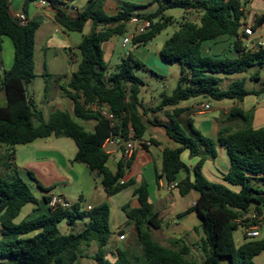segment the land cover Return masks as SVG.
I'll return each mask as SVG.
<instances>
[{
	"label": "trees",
	"instance_id": "1",
	"mask_svg": "<svg viewBox=\"0 0 264 264\" xmlns=\"http://www.w3.org/2000/svg\"><path fill=\"white\" fill-rule=\"evenodd\" d=\"M39 1L25 0V14L31 3ZM45 1L50 2L55 11V23L67 33L82 34L88 23L92 24L90 33L83 36L79 45V68L61 90L74 103V116L83 121H95L96 128L94 132L87 131L68 112L62 110H56L45 121L43 112L28 96V86L36 78V33L43 19L31 20L21 26L11 16L8 2L0 0V63L4 37H8L14 45L13 66L0 73V95H5L4 104H1L0 98V148L6 146L14 149L51 137L71 139L78 149L72 163L84 164L97 172L106 194L109 197L116 196L135 184L134 180L122 181L132 160L119 162L117 172L113 173L108 167L110 157L103 145L108 138L118 139L121 144L125 142L129 127L134 128V137L138 141L146 135L144 115L148 109L140 97L145 83L135 74L136 69L145 68V65L129 54L110 71L105 61L103 44L115 36L128 33L133 10L138 5L124 3L117 14L108 15L105 11L107 0H89L80 13L72 16L60 8L63 4L61 0ZM250 1L153 0L152 4L159 5L157 11L143 17L152 22V28L134 37V46L148 44L174 23L173 17L164 15L169 9L195 11L201 17L199 24L182 23L161 49L162 60L179 64L181 75L175 90L171 94L163 92L160 103L149 109L151 112L174 108L200 97L207 101L237 100L243 103L248 96L264 93V88L260 91L246 89L245 80L234 82L228 89H221L218 78L222 74H241L256 67H264V46L248 49L242 39L249 38L248 35L239 34L241 27L247 26ZM263 24L264 14L255 18L253 31ZM221 36L236 38L234 49L239 54L237 58L203 56L202 44ZM251 79L258 81L259 72ZM104 110L113 118L106 117ZM182 112L183 109H176L173 115L167 113L170 123L165 125L166 132L181 147L165 149L163 169L157 175V180L164 179L172 184L182 171L188 173L179 183L178 189L182 197L191 192L199 194L196 204L185 214H196L202 221V261L187 258L191 248L186 244L177 251L154 240L151 231L161 229L163 221L150 201L146 182L134 191L139 208L132 209L129 204L123 207L136 229L139 247L137 250L118 248L115 261L111 262L106 259L112 237L111 209L107 203L89 211H81L79 204L71 209H52L49 207L52 197L44 196L42 200L48 205L47 212L16 223L27 205L38 206L40 200L19 172L12 170L11 174L0 175V226L3 236L0 241V264H6L5 261L10 264H75L80 257V247L93 241L99 244L96 254L99 264H222L221 260L224 259L230 264H256L255 259L264 253V239L250 240L238 248L234 233L239 227L251 222L249 214L252 208H255L256 216H264V190L251 185L253 180H264V128L254 129L253 111H245L241 107L230 110L227 120L237 121L241 126L232 130L222 129L220 132L219 142L227 149L231 166L224 177L226 185L213 183L205 177L203 167L208 159L217 158L216 143L194 129L191 136L187 135L178 119ZM142 146L147 147L145 143ZM185 150L190 151L191 157L200 158L192 171L193 180L191 170L182 160ZM4 161L7 168L11 169L8 163L11 156L5 155ZM29 177L37 182L39 188L50 192L51 189L41 187L33 174L30 173ZM77 219H88L80 233L60 234L59 225L63 221L72 225Z\"/></svg>",
	"mask_w": 264,
	"mask_h": 264
},
{
	"label": "crops",
	"instance_id": "2",
	"mask_svg": "<svg viewBox=\"0 0 264 264\" xmlns=\"http://www.w3.org/2000/svg\"><path fill=\"white\" fill-rule=\"evenodd\" d=\"M9 4L10 14L15 19L18 14H25L24 3L25 0H6ZM70 15L75 16L73 12L74 9L81 12L89 0H61ZM124 3H132L138 5L136 9H148L156 4H152L153 0H107L105 3V11L108 15H115L119 12ZM248 19L246 20L247 26H251L257 16L264 14V0H251L248 7ZM152 14V13H150ZM148 14V15H150ZM28 19L35 20L42 18L43 22L41 27L36 33V45H35V73L36 78L28 86V91L38 90L45 92V103L48 106V115L45 114L44 108H38L44 114L45 121H48L51 114L56 110H62L68 112L72 118L79 123L81 126L86 128L89 132H94L96 128L95 121H83L77 119L74 116V103L62 94L61 87H66L70 82L72 75L77 72L79 68L78 55H76V50L79 49L81 41L74 37L73 35L65 32L58 24L54 21V11L51 8L43 7L39 2L31 3L28 7V13L25 14ZM147 15V16H148ZM187 16H194L192 19H188ZM133 17L143 18L145 16L134 15ZM173 17V16H171ZM201 14L195 11H185L184 17H182L183 22H193L196 24L200 23ZM174 18V17H173ZM145 19V18H143ZM176 19H174L175 21ZM178 21V20H177ZM179 24V27L182 25ZM92 26L91 23H88ZM246 26V27H247ZM245 27H241L239 32L240 36L244 34ZM85 31V30H84ZM84 36V32L82 33ZM128 37L124 39L123 48H127L129 44L132 45L133 49L129 50L126 54L134 55L138 60H140L145 68L153 73L154 76L160 79H167L171 77L172 80L169 81L166 90L164 92L171 94L177 87L180 75L181 67L179 64H169L162 60L160 52L159 54L150 53L147 50L146 45L132 44L130 39L133 34H135V27L132 24L128 25ZM82 36V39H83ZM246 45V48L252 49V43L263 44L264 45V24L258 27L254 31L252 37L245 39L242 38ZM129 40L127 44L125 41ZM236 38L230 36H221L215 40L204 42L201 46V51L203 56L210 58H231L235 59L238 57V52L234 49V43ZM109 41L103 44V50L106 49L109 52V56L115 55V48L109 46ZM147 50V51H146ZM80 51V50H79ZM105 53V51H104ZM81 55V54H80ZM125 56V57H126ZM105 61L111 69L110 60H106V53L104 55ZM119 62L125 58L120 56ZM118 62V63H119ZM14 63V45L8 37L3 39V51L1 54L0 63V73L10 70ZM173 65L172 67H169ZM114 69V67H113ZM111 69V70H113ZM110 70V71H111ZM52 76L53 78H49ZM220 86L222 89H228L234 82L239 80H245V73L233 74V75H219ZM38 87V88H36ZM52 87V88H51ZM51 88V89H50ZM50 89V91H49ZM255 99L250 96L246 97L243 103H239L237 100H231L229 103L225 101H220L218 107H212L211 103L205 98H196L189 100L187 102L181 103L179 106L174 108H167L164 111L157 113L151 112L149 109L155 106H145L148 110L145 111L144 120L147 123L146 135L141 141L137 143V148L135 150L131 166L126 171L123 182H128L129 180H134L135 184L128 189H125L116 196L109 197L101 183V177L97 172L91 171L86 165L79 163H72L77 150L74 154L66 156L58 148H45L40 146L35 149L36 161L31 156L26 157L17 156V151L14 149H9L8 147H1L0 152L2 153L1 159L4 168H7V163L4 161L5 155L11 156V161L8 163L11 166L10 171L17 170L19 174L30 175L33 174V170L38 169L37 172H42L41 175L47 179L43 189H51L50 192H46L37 186V182L34 181V189L38 190L36 194L37 198L39 196L43 199L44 196H57L65 199L70 204L71 202L62 194L63 190L73 191L75 197H78L81 201V211H89L95 206L107 203L111 209L110 215V226L112 230V237L107 247V255L109 261L114 262L115 256L117 254V249H124L125 247L133 248V242L137 239V232L132 223L128 220L123 207L129 204L132 209L139 208V202L136 197H134V191L140 187L143 182L148 184L150 201L154 205L157 212L160 213L163 225L159 230H152L151 234L155 241L161 243L162 246L179 250L183 245H188L191 250L188 255V259L202 261L204 257L203 250L201 248L200 242H195L189 234L185 232L183 223L192 215H186L192 206L196 204L199 199V194L196 192H191L185 197L180 195L178 185L187 176L186 171H182L178 174L177 179L172 184H168L164 179L157 180V175L161 174L163 169V153L165 149H177L181 146L174 142L167 134L165 125L170 123L167 113L174 114L176 109H183L184 112L179 116V122L186 132L187 135L191 136L192 129L196 130L204 137L210 138L216 143L217 158L208 159L203 167V173L205 177L213 182L226 185L224 180L225 175L229 172L231 166V160L227 149L222 146L219 142V136L222 129H237L241 126L237 121H228L227 115L230 110L234 107H241L245 111H253V127L254 129L264 128V93L260 95H252ZM5 98V95H4ZM30 98V97H29ZM34 101V98H30ZM204 104L211 105V111H219L220 115L218 117L208 119L207 121L197 122L196 116L206 115L198 114L197 109ZM52 109L53 112H50ZM142 113H144L142 111ZM153 122L156 124L154 125ZM234 124L236 125L234 127ZM188 131V133H187ZM51 137L46 140H50ZM60 139V138H56ZM38 141V140H37ZM154 141V142H153ZM35 143V142H34ZM142 143H145L147 147H143ZM77 147V146H76ZM108 149L112 152L109 155L108 167L113 172H117L118 163L122 160V151L120 147L115 143L110 144ZM5 151V152H4ZM182 160L191 170L190 176L192 180L194 179L193 169L200 161L199 157H191L190 151L185 150L182 153ZM25 172V173H24ZM30 178V177H29ZM39 181V180H36ZM40 182V181H39ZM59 185V191H53ZM63 185V186H60ZM57 188V189H58ZM234 190H239V188H233ZM36 191V190H34ZM170 195L171 197H169ZM190 199L192 206L189 208H184V199ZM40 200L38 206H36L32 212H29L24 220L32 219L41 215L48 210V205ZM169 199L171 203H169ZM182 204L181 206L179 205ZM72 205V204H71ZM173 215H180L178 218H172ZM196 215V214H195ZM251 215H249L250 218ZM85 224L88 219H84ZM129 225L131 227L129 228ZM126 230L123 239L118 237V233ZM155 232V236L153 235ZM36 233H33L35 235ZM161 235L165 240H168L169 245L164 242H159L157 240L158 236ZM188 239L189 242H184ZM179 242L178 245L174 246L175 242ZM95 244L93 247L92 245ZM99 249V244L97 241H93L89 244H83L80 247V257L75 262V264H99L96 260V254ZM262 253L260 256H262ZM4 263L10 264V262L5 261ZM230 264V262H229Z\"/></svg>",
	"mask_w": 264,
	"mask_h": 264
},
{
	"label": "rangeland",
	"instance_id": "3",
	"mask_svg": "<svg viewBox=\"0 0 264 264\" xmlns=\"http://www.w3.org/2000/svg\"><path fill=\"white\" fill-rule=\"evenodd\" d=\"M159 5L156 4L153 7H150L148 9H134L133 10V14L134 15H140V16H147L150 13H155L158 9ZM184 10L183 9H179V8H174V9H169L165 12V17H171L173 16L174 19H176L174 21V23L172 25H170L167 29H165L160 35H158L153 41L149 42L148 45L146 46L147 50L150 51V53L153 54H159V51H161V49L163 48L164 44L172 37V35L177 32L179 30V24L183 22L182 17H184ZM188 19H192L194 18V16H187ZM178 20V21H177ZM91 31V25L88 24L85 28L84 31V35L89 34ZM70 35H73L74 37H77L80 41L82 40V36L83 34L81 33H68ZM128 37V34L124 35V36H115L113 37L110 41H109V46H113L115 48V55L114 56H109V52L106 49V46L104 48V51L106 53V60L111 62V69H115V67L120 64L119 59L121 58L120 56H126L127 52L129 50H132L133 47L131 44L128 45L127 48H123V42L124 39ZM146 50V51H147ZM76 55H78L79 61L81 58L80 55V51L79 49L76 50ZM119 62V63H118ZM173 65H170L169 67H172ZM109 69V70H111ZM113 69V70H114ZM111 70V71H113ZM259 72V80L255 81L252 80L251 77L256 73ZM135 74L140 77L145 85L142 88V92H141V99L144 103V105L147 106H157L160 103L161 100V94L164 92V90H166L165 88H167L169 81L172 80L171 77H168L167 79L163 80L160 78H157L156 76L153 75V73L149 70H147L146 68H142V69H136L135 70ZM245 81H246V89L248 90H256V91H260L261 89L264 88V67L263 68H253L251 69L249 72L245 73ZM38 88V87H36ZM52 88V87H51ZM50 88V89H51ZM220 88L222 89L223 87L220 86ZM49 89V91H50ZM28 96L30 98H34L35 100V105L37 108H44V112L46 115H48V106L45 103V92L43 91H38V90H31V88L28 91ZM252 99H255V97L250 96ZM1 98V104L5 103V98H4V94L2 93L0 95ZM202 98H200L199 100H201ZM202 101V100H201ZM226 103H229L231 100H223ZM212 105V107H218L219 102L218 101H209ZM50 112H53L52 109H50ZM220 115L219 111H211L210 113L206 114V115H199L196 116V121L197 122H202V121H207L208 119H212L215 117H218ZM36 124H38V122H36ZM236 125L234 124V127ZM188 133V131H187ZM58 150H60L61 152H63L66 156H70L72 154H74V151L77 150V147L75 145V143L71 140V139H67V138H60V139H56V138H52L50 140H38L35 143H31L28 145H22V146H17L14 148V151H17V156H20V159L22 158V156L26 157L29 155L31 156V158H34L36 161V157H34V153H35V149H37L40 146H44L45 148H58ZM6 147V146H5ZM5 152V151H4ZM28 154V155H27ZM1 155L2 153L0 152V175L2 176H6L7 174H11L12 171L4 168V166L2 165V159H1ZM38 169H35V171L33 170V176L36 180H39V184L43 187V185H45V183L47 182V179L44 178L43 175H41L42 172H37ZM25 173V172H24ZM20 175L24 178V180L26 182H28L31 186H32V190L34 192V194H38V190L40 189H34L35 186H33L34 181L29 179L28 175H22L20 173ZM251 185L258 189V190H264V180H253L251 182ZM63 186V185H60ZM59 185L53 189V191L55 192H60L59 190ZM58 188V189H57ZM36 190V191H34ZM63 192L62 194H64L66 196V198L71 202L72 206L74 205H80L81 208V201L79 200L78 197H75L73 194V191H69V190H63L61 191ZM169 197H171L170 195H168ZM39 199L41 200V196H39ZM169 203H171L170 199H169ZM179 205L181 206L182 204L179 203ZM183 205L185 206L184 208H189L192 206V202L190 199H184ZM36 206L33 204H29L27 205L20 217L16 220V223H20L25 219V216L29 213L32 212V210L35 208ZM249 215H256V211L255 208L250 211ZM264 215V214H263ZM178 216L180 215H173L172 218H178ZM250 216V218H251ZM184 228H185V232L189 234V237H192L194 239L195 242H200L202 238H204V233L202 230V221L195 215L192 214L184 223ZM85 228V221L83 219H77L72 225H70L67 221H63L60 225H59V231L60 234L62 235H67L69 233H74V234H78L80 233L83 229ZM155 236V232L153 234ZM3 236H2V227L0 226V241L2 240ZM234 239H235V243L236 246L239 248L242 244L247 243L250 241V239L245 238L244 235V229L243 227H239V229L234 233ZM259 240L264 239V228L261 229V237L258 238ZM157 240L159 242H164L166 245H169L168 240L164 239L163 237H161V235L158 236ZM185 243L189 242L188 239L183 240ZM134 246L133 248H135L136 250L138 249L139 245L137 244V239L133 242ZM161 244V243H160ZM188 244V243H186ZM95 244L92 245V247ZM107 260H109L107 258ZM222 264H229V261L226 259L221 260ZM255 263L256 264H264V254L262 256H258L255 259Z\"/></svg>",
	"mask_w": 264,
	"mask_h": 264
},
{
	"label": "built area",
	"instance_id": "4",
	"mask_svg": "<svg viewBox=\"0 0 264 264\" xmlns=\"http://www.w3.org/2000/svg\"><path fill=\"white\" fill-rule=\"evenodd\" d=\"M39 3L43 7L51 8L53 10L52 5L48 1L40 0ZM60 8L65 9L67 11L65 4H62L60 6ZM73 12L75 13V15L80 13L76 9H74ZM15 20L21 26L27 25L30 21L25 14L16 15ZM129 24H132L135 27V34H133L131 36V38H130L131 40H133V38L136 36L147 33L152 28V22L151 21H149L147 19L140 18V17H133L130 20ZM244 33L246 35H248V37H252L254 35L252 25L245 27ZM127 42H129V40H126L125 44H127ZM260 46H264V45L252 43V49H255V48L260 47ZM210 110H211V105L210 104H204L200 108L197 109V113L198 114H206V113L210 112ZM103 114L106 117H108L109 119L113 118V116L110 115L107 112V110H104ZM134 135H135L134 128L129 127L128 136H127V139L125 142H123L121 144L118 139L108 138L106 140L105 144L103 145V149L106 151V153L108 155H110L112 152L108 149V147L110 146V144L115 143L117 146L120 147V150L122 151V160L121 161L128 162V161L133 159L135 150L137 148V143L139 142L138 140L135 139ZM49 207L52 209H56L58 207H62L64 209H71L72 205L68 201H66L65 199H62L61 197L53 196L51 198L50 203H49ZM262 228H264V216L252 215L251 216V222L248 225L247 224L243 225L244 235H245V237H247L250 240H256V239L261 237V229ZM123 238H124V236L121 237V239H123Z\"/></svg>",
	"mask_w": 264,
	"mask_h": 264
},
{
	"label": "water",
	"instance_id": "5",
	"mask_svg": "<svg viewBox=\"0 0 264 264\" xmlns=\"http://www.w3.org/2000/svg\"><path fill=\"white\" fill-rule=\"evenodd\" d=\"M245 39L247 40V38H245ZM130 227H131V225H129V228ZM125 233H126V230L121 231L120 233H118V237L121 238V237L125 236ZM121 248H123V247L121 246Z\"/></svg>",
	"mask_w": 264,
	"mask_h": 264
}]
</instances>
